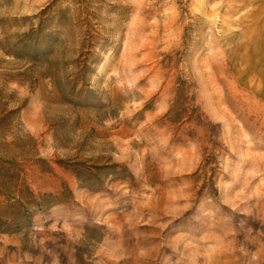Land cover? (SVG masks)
<instances>
[{"label":"rangeland","instance_id":"1","mask_svg":"<svg viewBox=\"0 0 264 264\" xmlns=\"http://www.w3.org/2000/svg\"><path fill=\"white\" fill-rule=\"evenodd\" d=\"M0 264H264V0H0Z\"/></svg>","mask_w":264,"mask_h":264},{"label":"trees","instance_id":"2","mask_svg":"<svg viewBox=\"0 0 264 264\" xmlns=\"http://www.w3.org/2000/svg\"><path fill=\"white\" fill-rule=\"evenodd\" d=\"M75 165H76V168H74V171H75L76 175L78 176V181H79L80 185L84 188L89 189V190H97L98 188L94 187L92 184H90V182H88L90 180L81 179V174L85 173V172H89L90 169L85 168L83 166V164H81V163H77ZM94 170L98 172V171H101L102 168H94Z\"/></svg>","mask_w":264,"mask_h":264}]
</instances>
